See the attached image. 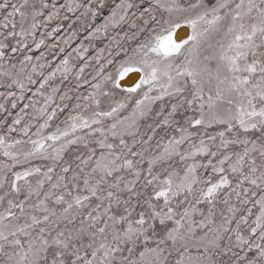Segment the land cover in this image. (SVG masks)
<instances>
[{
  "label": "snow or ice",
  "instance_id": "6c2138e0",
  "mask_svg": "<svg viewBox=\"0 0 264 264\" xmlns=\"http://www.w3.org/2000/svg\"><path fill=\"white\" fill-rule=\"evenodd\" d=\"M0 264H264V0H0Z\"/></svg>",
  "mask_w": 264,
  "mask_h": 264
}]
</instances>
